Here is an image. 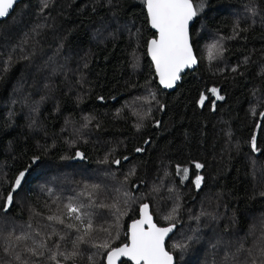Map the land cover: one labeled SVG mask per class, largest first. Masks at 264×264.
I'll return each instance as SVG.
<instances>
[{
    "label": "trees",
    "instance_id": "trees-1",
    "mask_svg": "<svg viewBox=\"0 0 264 264\" xmlns=\"http://www.w3.org/2000/svg\"><path fill=\"white\" fill-rule=\"evenodd\" d=\"M193 1L199 64L173 92L145 0L0 21V264H106L144 203L176 264H264V0Z\"/></svg>",
    "mask_w": 264,
    "mask_h": 264
},
{
    "label": "snow or ice",
    "instance_id": "snow-or-ice-1",
    "mask_svg": "<svg viewBox=\"0 0 264 264\" xmlns=\"http://www.w3.org/2000/svg\"><path fill=\"white\" fill-rule=\"evenodd\" d=\"M13 2L14 0H0V17L7 14ZM147 7L152 25L158 28L160 33L159 41L151 42L152 58L156 61V68L161 74V82H164V77L167 75L168 86L171 87L172 81L178 79L176 73L180 68L185 64L195 62L187 41V24L196 15V11L191 0H147ZM24 176L25 173L21 172L16 178L17 186H20ZM197 183H199V178ZM7 200L11 203V195L7 197ZM144 207L147 208V205ZM71 210L79 211L76 208ZM140 223H148V230L145 231L142 228L137 230V226L134 225L131 247L124 245L113 249L108 256L109 264L120 256L130 257L136 264H141V262L143 264H172V257L165 252L163 247L164 236L171 229L157 228L151 223L150 217ZM89 228H91L90 223L85 231Z\"/></svg>",
    "mask_w": 264,
    "mask_h": 264
},
{
    "label": "water",
    "instance_id": "water-1",
    "mask_svg": "<svg viewBox=\"0 0 264 264\" xmlns=\"http://www.w3.org/2000/svg\"><path fill=\"white\" fill-rule=\"evenodd\" d=\"M19 2H20V0H14V2L12 4V7L10 9H8L7 14L5 16L0 17V21L6 19L11 14V12L14 10L15 6L17 5V3H19ZM191 3H192V6H193L194 10L196 11V15L191 20L188 21V24H187V41H188V45L190 46V49H191V55L194 58L195 62L194 63H188V64L183 65L180 68V70L176 73L178 79H175L174 81H172V86L169 87L168 86V78H167V75L164 77V82H161V74H160V72L156 68V61L152 58V53H151L152 43L151 42L153 40L159 41V39H160V33H159V29L153 27V25H152L151 15L148 12L147 0H145V2H144V6H145V9L147 11L148 18H149L150 28L156 34L155 36L151 37L150 40H149V42H148V46H147L148 57L150 58L153 66H154V70H155V73H156V76H157V80H158L159 85L164 90H166L168 92L175 91L177 89L178 85L182 82L184 75H186L189 71L190 72L194 71L197 68L198 64H199V60H198V57L196 55V52H195V49H194V46H193V43H192V27H193V25H194V23H195V21H196V19L198 17V12H197V9H196V6H195V2L193 0H191ZM145 205H147V208L144 207ZM149 217L151 219V223L154 224L157 228H170L171 229V231L167 232V234L164 236L163 247H164L165 252H167L172 257V264H176V257H175V255L173 253H171L168 250V248H167V242H168L169 238L176 232L177 226L175 224H170V225H166V226H160L156 222V220H155V216H154V214L151 211V206H150L149 203L142 204L140 206V209H139V217L136 218V219H134V220H132L130 222L129 229H128V233H129L128 243H124V244H122L120 246H117L115 248H120V247H123L124 245H128L129 247H131V239H132V234H133V226L136 225L137 226V230H139L140 228H142L143 230L147 231L148 228H149L148 223L141 224L140 222L141 221H145ZM115 248H113V249H115ZM113 249H111L108 252L107 256H106V264H109L108 256H109L110 252ZM123 260H127V261H130L132 264H136L135 261H133L130 257H127V256L117 257L112 262V264H121L123 262ZM141 264H143V262H141Z\"/></svg>",
    "mask_w": 264,
    "mask_h": 264
},
{
    "label": "rangeland",
    "instance_id": "rangeland-1",
    "mask_svg": "<svg viewBox=\"0 0 264 264\" xmlns=\"http://www.w3.org/2000/svg\"><path fill=\"white\" fill-rule=\"evenodd\" d=\"M196 8H197V11L199 10V8H198V6L196 5ZM63 67V66H62ZM100 175H102V173H100ZM210 201V197H208V195L206 196V198H205V201H204V203L206 204V203H208ZM211 220H213V218L211 219ZM216 221V220H215ZM253 225H252V227H251V229H250V233H252L253 231H255V227H256V223H255V221L252 223ZM230 243V242H229Z\"/></svg>",
    "mask_w": 264,
    "mask_h": 264
}]
</instances>
